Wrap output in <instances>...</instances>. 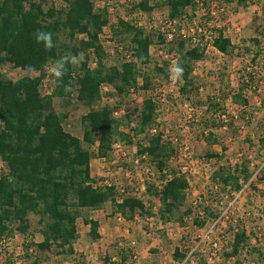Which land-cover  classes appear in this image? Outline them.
Listing matches in <instances>:
<instances>
[{
	"label": "trees",
	"instance_id": "16d2710c",
	"mask_svg": "<svg viewBox=\"0 0 264 264\" xmlns=\"http://www.w3.org/2000/svg\"><path fill=\"white\" fill-rule=\"evenodd\" d=\"M62 1L64 6L55 7L48 0H0V67L10 63L15 68L38 73L17 80H4L0 74V159L7 165V171L0 176V241L12 238L18 231L27 242L28 237H32L29 217L33 214L38 217L42 240L24 242L26 249L33 245L38 253L74 254L78 210L93 211L106 203L120 210L126 220L135 216L156 217L162 222L184 224L186 218L193 215L191 220L197 228L205 227L211 220L213 224L219 215L210 207L199 204V211L192 203H187L189 183L184 173L169 165L174 146L170 140H164L158 130L159 108L152 96L147 95L141 103L127 107L122 117H117L121 104L131 92L154 89L149 69L150 48L154 44L152 34L122 19L111 23L107 8H96L95 0ZM196 1L166 0L167 19L170 22L178 20L186 15L187 7L195 8ZM235 1L245 4L254 0ZM154 7L150 0H137L133 4V8L142 12H150ZM262 11L264 13V3ZM108 26L120 56L119 62L113 65L105 62L107 53L100 41V34ZM174 26L180 29L177 22ZM38 29L52 33L54 47L50 50L35 42L34 33ZM208 36L210 45L223 56L234 55L236 47L222 29H215ZM157 37V42L170 45L176 54V63L179 61L184 68L179 87L181 95L197 93L199 87L192 75V65L205 57L207 47L201 41L205 37L195 36L194 40L192 36L175 34L170 41H165L166 33H158ZM129 48L136 56L135 61L126 58ZM70 56L77 57V63H67L62 81L57 82L49 68ZM154 68L170 77L164 67ZM220 76L222 82L223 74ZM246 76L249 81L254 78L243 67L240 80ZM46 77H50L52 87L42 94ZM104 85L112 87L111 96L118 98L117 103L94 108ZM221 85L217 97L207 98L205 109L212 115L225 111L223 102L227 98L243 107L248 104L242 83L236 92L229 89L225 92L228 85ZM57 104L64 108L78 105L89 108L81 116V137L65 129L67 116L64 111H57ZM135 112L137 116L133 118ZM250 118L241 115L240 120L250 125ZM208 123V120L200 123L203 132ZM152 129H155L153 134ZM138 135H144L146 141L135 140ZM202 138L206 144H211L212 139L207 134ZM116 143L135 145V155L140 162L147 158L154 164L162 186L146 183L144 190L159 198L160 206L155 213L137 196L133 187L93 185L90 160L107 158ZM94 144L96 150L92 151L90 147ZM258 144L264 148V135L258 137ZM250 176L246 166L232 171L227 165H220L211 180L228 194L238 192ZM82 221L89 226L90 237L97 238L98 222L88 216H82ZM232 231L225 256L236 257L233 264H241L238 258L241 252L255 249L250 247L243 229ZM173 256L180 259L185 255L175 247ZM130 257L134 259L135 254L128 248H121L116 260L106 254L103 262L134 264Z\"/></svg>",
	"mask_w": 264,
	"mask_h": 264
},
{
	"label": "rangeland",
	"instance_id": "374dc122",
	"mask_svg": "<svg viewBox=\"0 0 264 264\" xmlns=\"http://www.w3.org/2000/svg\"><path fill=\"white\" fill-rule=\"evenodd\" d=\"M136 2L137 0L94 1L96 8H107L111 23L118 19L135 23L137 27L152 34L154 39L150 48L152 62L149 68L154 89L147 92H131L125 103L121 104L117 117H122L127 107L141 103L147 95L153 96L155 90L164 94L166 101L160 106L157 121L162 138L170 140L174 146L169 165L184 173L188 180L187 203H192L195 210L199 211V204L208 206L219 218L215 220V224L212 225L211 220L203 228H197L192 223L193 215L186 218L184 224L176 221L162 222L156 217L146 219L135 216L126 220L120 210L106 203L93 211L78 210L79 215L76 216L75 222L78 240L73 243L74 254H56L52 251L38 253L33 245L26 249V241L17 231L12 238L0 241V264H104L106 254L116 260L117 252L121 248H128L135 254L134 259L130 257L134 264H233L236 257H226L225 253L229 250L228 242L232 240L234 228L243 229L249 238L250 247L255 249L248 253L241 252L238 256L241 264H264V148L258 144V137L264 135V0L245 4H238L235 0H197L195 8L187 7L186 15L173 21L191 36L205 37L201 41L207 47L205 57L192 65V75L200 89L197 93L192 91L186 96L181 95L179 91L180 83L171 84L164 72L154 68L164 67L170 73L177 61L170 45L157 42V34L167 33V29L172 26L165 22L169 21L164 6L166 0H150L155 5L150 12L133 8ZM48 3L55 7L65 5L62 0H48ZM215 29H222L233 41L236 50L232 57L223 56L210 45L208 35ZM100 41L107 53V65L118 63L120 56L115 50L116 44L111 40L109 26L100 34ZM128 55L127 59L136 60L130 48ZM243 67L254 75L252 81H249L247 76L243 81L240 80ZM0 74L4 80H17L38 73L27 72L5 63L0 67ZM222 83L228 85L225 92H228V89L235 91L237 85L242 83L243 95L248 94L251 102L250 106L245 108L232 104L230 98L224 100L223 106L229 116L226 129L223 128L222 122L215 120L214 114L205 109L207 98L213 95L217 97ZM51 87V79L46 77L41 93H47ZM112 91L111 86L104 85L100 91V99L93 107L117 103L118 98L111 96ZM256 101L259 103L256 104ZM56 109L66 113L65 129L81 137V116L89 108L84 105L64 108L57 104ZM188 115H191L190 119ZM241 115L251 117L252 123L245 125L240 120ZM136 116L137 112L133 114V118ZM204 120L209 122L205 132L201 130L200 125ZM122 129L127 130L124 127ZM153 133L155 132L151 131V134ZM205 134L212 139L209 145L202 138ZM141 139L142 142L146 141L144 135L135 137V140ZM90 148L95 151L96 144ZM112 149L106 161H92L93 185L133 187L137 196L147 206H151L155 213L160 206L159 198L144 190L146 183H154L159 188L162 186L154 164L147 158L140 162L135 155V145L116 143ZM220 165H227L232 171L241 170L246 166L251 174L259 166H262V170L234 201V192L227 194L211 180ZM6 171V163L0 159V176ZM93 215H100L103 219L97 227L101 233L97 239L89 236L82 221V216ZM29 220V233L32 237H28L26 243L41 241L38 217L31 214ZM213 242H218V245L214 247ZM175 247L185 256L175 258ZM56 250L59 248L56 247Z\"/></svg>",
	"mask_w": 264,
	"mask_h": 264
},
{
	"label": "clouds",
	"instance_id": "9594fccd",
	"mask_svg": "<svg viewBox=\"0 0 264 264\" xmlns=\"http://www.w3.org/2000/svg\"><path fill=\"white\" fill-rule=\"evenodd\" d=\"M34 39L35 42L38 45H41L45 50H50L52 47H54L51 32L38 29L34 33ZM79 59L83 60V56H80ZM69 62L76 63L77 57L70 56V57L62 58L61 60L55 62V64L51 67V73L56 78L57 82L62 81V78L65 75V71H66V64ZM169 76L173 83L183 82L184 68L182 67L179 61L172 66V70Z\"/></svg>",
	"mask_w": 264,
	"mask_h": 264
},
{
	"label": "built area",
	"instance_id": "2783aa9c",
	"mask_svg": "<svg viewBox=\"0 0 264 264\" xmlns=\"http://www.w3.org/2000/svg\"><path fill=\"white\" fill-rule=\"evenodd\" d=\"M211 14H212V12H211ZM165 22L168 23L169 25H172V26L170 27L169 30L167 29V33H166V37H165V39H166L167 41L172 40V38H173V36H174L175 34H179V35L182 36V37H185V36H191L190 34L186 33L182 28H180V29H176V27L174 26V22H170V21H165ZM192 37H193L194 40L196 39L194 36H192ZM126 56H129V55H128V52H127ZM169 81H170L171 84H176V83H173V82L171 81L170 77H169ZM102 87H103V86H102ZM102 87H101V88H102ZM176 87H177V86H176ZM152 98H153V101L157 104V106H158L159 109H160V106H162V105L165 103V101H166V97H165V95H164V94L162 95V94L160 93V91H157V90L154 91V95L152 96ZM190 116H191V115H188V118H189V119L191 118ZM214 118H215V120L222 122V123H223V125H222L223 128L226 129V123H227V121H228V119H229L228 111H227V110L216 112L215 115H214ZM242 128H243V127H242ZM151 131H152V132H155V129H152ZM261 170H262V166H259V167L255 170V172H254L253 174H251V176H250V178L248 179V181L243 183L242 188H241L238 192H234L235 194H233V197H232L234 201L237 199V197H238L241 193H243V192L245 191V189H246V187L248 186V184L251 183V182L253 181L254 177H255L259 172H261ZM147 171H148V170H147ZM135 190H136V189H135ZM135 192H136V191H135ZM218 218H219V217H218ZM215 222H216V221H214V224H215ZM216 224H217V223H216ZM212 225H213V224H212ZM212 244H213L214 247L217 246V242H213Z\"/></svg>",
	"mask_w": 264,
	"mask_h": 264
},
{
	"label": "crops",
	"instance_id": "0c3cea01",
	"mask_svg": "<svg viewBox=\"0 0 264 264\" xmlns=\"http://www.w3.org/2000/svg\"><path fill=\"white\" fill-rule=\"evenodd\" d=\"M232 41V40H231ZM232 43H233V41H232ZM234 44V43H233ZM213 48V47H212ZM213 49H215V48H213ZM221 54V53H220ZM200 61V60H199ZM197 62V61H196ZM192 73H194V71L192 70ZM240 86H242V85H237V88H236V90L235 91H237L238 90V88L240 87ZM199 89H200V87H199ZM235 91H233L232 90V92H235ZM247 99H248V104L246 105V106H244L245 108L246 107H249L250 106V104H251V102H250V100H249V97H248V94H246V95H244ZM232 103V102H231ZM259 103V101H256V104H258ZM232 104H234V103H232ZM264 108V107H263ZM97 160V161H106V158H92L91 160H90V171H91V165H92V161H94V160ZM91 219H93V220H96L97 222H98V227L101 225V222L103 221V219H102V217L100 216V215H93V216H91L90 217ZM104 218V217H103ZM135 218V217H134ZM120 219V218H119ZM85 228H86V230H87V233H89V226L88 225H86L85 224ZM126 231V230H125ZM97 233L99 234L98 236H100V232L97 230ZM90 236V235H89ZM93 239V238H92ZM95 239H97V238H95ZM101 239V238H100ZM77 240H78V238H77ZM76 240V241H77Z\"/></svg>",
	"mask_w": 264,
	"mask_h": 264
}]
</instances>
